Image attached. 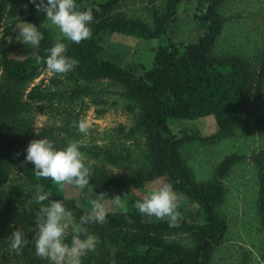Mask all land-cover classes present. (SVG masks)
Segmentation results:
<instances>
[{
    "label": "trees",
    "instance_id": "1",
    "mask_svg": "<svg viewBox=\"0 0 264 264\" xmlns=\"http://www.w3.org/2000/svg\"><path fill=\"white\" fill-rule=\"evenodd\" d=\"M226 1L169 0L162 15L153 8L154 26L150 27L142 20L114 15L122 0L93 4L87 0H76L81 10L92 8L94 19L90 38L79 44L70 42L67 45L66 54L78 60L69 74L87 83L109 81L122 87L120 95L135 104L132 108L136 111V121L131 132L144 134L147 141L141 166L134 172L118 176L100 165L92 170L88 185L78 187L87 194L103 191L105 202H112L116 195L122 196V205L108 210L105 223L89 222L84 225L89 233L97 235L102 241L98 256H93L89 264H210L216 249L224 242L229 225L217 212L225 193L223 180L242 157L236 154L228 157L221 164L214 181L199 184L185 163L183 149L198 140L212 141L229 136L249 114L252 98L253 117L264 136V59L253 90L254 75L246 60L239 57L218 58L214 54L225 23L220 10ZM191 3H195L194 19L204 34L197 42L175 41L168 32ZM6 17L19 21L22 12L16 8L8 9V0H0V22ZM35 25L40 42L34 47L32 55L13 58L6 38L2 44L0 69L5 82L0 86V239L7 231L10 215L24 203L22 196H19L21 200H16L2 195L12 171L23 176L31 194H35L39 184L51 194L50 198L63 199L78 222L81 216L89 215L78 203L80 194L72 192L77 186L65 184L61 188L51 178L36 177L34 166L25 162L24 156L17 152V148L28 141L22 114L40 103H49L53 109V101L57 99L56 93L37 86L28 92L27 102L22 100L24 93L21 87L33 82L46 70V64L39 58H45L47 49L54 43L48 29L38 23ZM10 33L11 30L5 37ZM113 34L145 41L157 40L152 66L145 69L136 56L130 65L123 66V62L109 52ZM90 86L73 88L74 98L94 94L95 90ZM207 116H213L217 124V132L211 137H201L189 128H179L181 136L175 132V127ZM40 137H48L57 147L65 145L57 138L54 128L41 130L35 139ZM81 151L96 161L117 163L121 160V156L112 149L99 145H84ZM255 164L259 170V202L264 226V152L256 155ZM157 183L170 184L176 193L186 196L190 203L197 206L200 221L195 214L182 211L176 227H170L167 219L146 221L144 214L135 208L133 197L140 198L145 190ZM38 208L34 202L32 207L23 209L22 232L29 243L20 251L15 250L23 264L50 262L36 255L34 235L29 233V229L35 227ZM170 233L190 234L194 246L187 248L179 242L167 240L165 236ZM116 234L125 240L126 245L117 254L111 255L109 249L114 247L111 239Z\"/></svg>",
    "mask_w": 264,
    "mask_h": 264
},
{
    "label": "rangeland",
    "instance_id": "2",
    "mask_svg": "<svg viewBox=\"0 0 264 264\" xmlns=\"http://www.w3.org/2000/svg\"><path fill=\"white\" fill-rule=\"evenodd\" d=\"M105 1L87 0L90 4ZM168 3L169 0H122L114 15L139 19L153 27V8L155 7L162 15L166 12ZM12 8L21 11L22 17L19 21L6 17L0 22V60L3 58L4 38L7 39L11 57L21 58L33 54L34 47L17 40L19 35L17 27L24 20L33 24L38 23L48 29L54 42L62 38L58 28L47 22L46 14L38 11L31 0H8V9ZM194 9L195 3L189 4L184 15L170 29L168 33L173 40L197 42L204 34L194 19ZM220 11L225 23L214 54L218 58L239 57L246 60L254 75V90L256 76L264 59V0H227ZM9 30L11 33L5 37ZM65 43L68 45L70 41L65 40ZM157 43V40L145 41L137 37L113 34L109 41V52L119 58L125 67L130 65L136 56L142 61L143 67L148 69L152 66ZM3 74L0 69V86L5 82ZM57 82L58 84L55 85ZM37 86L56 93L57 99L53 101V109L49 107V103H40L34 104L31 111L22 114V119L26 121L28 141L18 147L17 152L22 154L24 159L27 146L35 139L36 134L41 130L54 128L57 138L65 144L70 140H82L83 146L99 145L103 148H110L121 156L119 162L109 163L93 160L84 154L85 162L92 170L103 165L109 172L122 176L134 172L141 166L144 144L147 142L146 136L139 132H131L136 121V111H133L135 104L120 95L123 92L122 87L109 81L87 83L69 72L56 74L46 69L33 82L21 87L24 93L22 100L27 102L28 92ZM77 86H90L95 93L75 99L72 91ZM253 107L252 98L249 114L229 136L212 141L198 140L186 145L183 149L185 163L199 184L214 181L221 164L228 157L234 154L242 157L223 180L225 193L217 212L220 217L227 220L229 231L222 245L216 249L210 264H264V226L259 202L260 177L255 164L256 155L264 152V136L256 125ZM81 117H87L90 121L87 136L80 133L76 126ZM179 128H189L201 137H211L217 132V124L213 116H207L194 122L188 121L182 127H175V132L181 136ZM160 186L162 184L157 183L145 190L143 196L133 197V199L142 200L149 192ZM80 190L74 187L72 192L80 194L78 196L79 205L86 210L87 214H91L92 200L100 198L103 191L98 190L87 194ZM2 195L7 199L16 200H21L19 196H22L24 203L20 204L18 209L10 215L7 231L0 239V264H23L16 251L10 247L8 237L17 228L23 231L21 226L23 209L33 206L34 202L30 199L35 194H31V189L23 176L12 171ZM178 195L180 196L179 211L193 213L200 221L197 206L190 203L186 196ZM103 201L108 210L114 208L115 205L112 202H105L104 198ZM144 217L146 221L164 220L154 216L144 215ZM74 220L78 223L75 217ZM35 230V227L30 228L29 233L34 235ZM71 235L69 230L66 237V240L70 238V241H67L69 243ZM95 236L97 237L96 249L83 255L80 258V264H89L93 256H98L100 252L98 247L102 241L97 235ZM165 238L172 242H179L187 248L194 246V240L188 233H170ZM111 240L114 246L113 249H109L111 255L117 254L126 245L125 240L118 237V234L114 235Z\"/></svg>",
    "mask_w": 264,
    "mask_h": 264
},
{
    "label": "clouds",
    "instance_id": "3",
    "mask_svg": "<svg viewBox=\"0 0 264 264\" xmlns=\"http://www.w3.org/2000/svg\"><path fill=\"white\" fill-rule=\"evenodd\" d=\"M38 11L46 14L47 22L56 26L62 38H58L47 49L48 55L39 58L46 64L50 73L63 74L71 71L78 60L67 55L66 41L79 44L92 35L91 23L94 19L92 8L81 10L76 0H31ZM17 29V40L36 47L39 42L37 26L23 21ZM80 133L87 136L90 121L81 117L76 124ZM82 140H70L62 147L48 137L33 139L27 146L25 160L31 163L38 178H51L54 184L63 187L72 184L79 188L88 185L92 169L85 162L81 151ZM51 194L44 190L43 185H37L35 195L31 198L39 205L35 214V234L33 241L35 253L47 258L51 264H80V258L97 246V237L84 227L89 222L105 223L108 209L100 198L92 200V212L88 216H81L77 223L73 211L66 207L63 199L50 198ZM122 196L116 195L112 203L116 207L122 205ZM180 196L170 184H165L149 192L142 200L134 202L139 213L158 219H167L170 227L178 226L181 218L179 211ZM48 201L47 203H44ZM71 231V242L66 237ZM10 247L20 251L22 246L29 243L24 233L17 228L8 237Z\"/></svg>",
    "mask_w": 264,
    "mask_h": 264
},
{
    "label": "crops",
    "instance_id": "4",
    "mask_svg": "<svg viewBox=\"0 0 264 264\" xmlns=\"http://www.w3.org/2000/svg\"><path fill=\"white\" fill-rule=\"evenodd\" d=\"M221 34H222V33H221ZM220 36H221V35H220ZM220 36H219V39H220ZM218 41H219V40H218ZM217 43H218V42H217ZM217 43H216V44H217ZM215 48H216V47H215Z\"/></svg>",
    "mask_w": 264,
    "mask_h": 264
}]
</instances>
